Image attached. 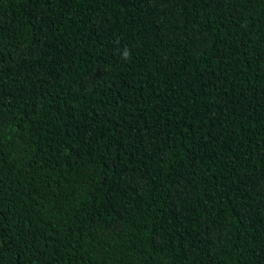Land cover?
Segmentation results:
<instances>
[{"label": "trees", "instance_id": "16d2710c", "mask_svg": "<svg viewBox=\"0 0 264 264\" xmlns=\"http://www.w3.org/2000/svg\"><path fill=\"white\" fill-rule=\"evenodd\" d=\"M0 264H264V0H0Z\"/></svg>", "mask_w": 264, "mask_h": 264}, {"label": "clouds", "instance_id": "9594fccd", "mask_svg": "<svg viewBox=\"0 0 264 264\" xmlns=\"http://www.w3.org/2000/svg\"><path fill=\"white\" fill-rule=\"evenodd\" d=\"M125 56H127V53H125Z\"/></svg>", "mask_w": 264, "mask_h": 264}]
</instances>
